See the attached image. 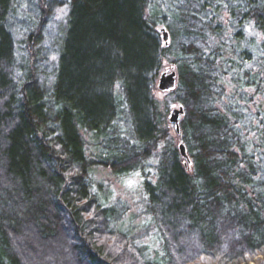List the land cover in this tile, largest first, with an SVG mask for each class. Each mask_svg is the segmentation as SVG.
Listing matches in <instances>:
<instances>
[{"label":"trees","instance_id":"obj_1","mask_svg":"<svg viewBox=\"0 0 264 264\" xmlns=\"http://www.w3.org/2000/svg\"><path fill=\"white\" fill-rule=\"evenodd\" d=\"M31 4L0 0V264H247L264 255V0H171L165 11L150 0ZM52 6L67 17L47 86L38 48ZM224 12L228 42L196 43V22L218 38ZM168 15L164 47L157 24ZM14 25L27 30L19 84ZM165 61L177 70L167 94L184 109L187 167L152 95ZM151 159L153 180L143 175L141 185L161 249L146 261L90 179Z\"/></svg>","mask_w":264,"mask_h":264},{"label":"rangeland","instance_id":"obj_2","mask_svg":"<svg viewBox=\"0 0 264 264\" xmlns=\"http://www.w3.org/2000/svg\"><path fill=\"white\" fill-rule=\"evenodd\" d=\"M32 6H36L37 0H30ZM171 0H150L151 6H156V9L160 11H165L166 7L171 5ZM183 2L181 3V5ZM31 6V7H32ZM38 7V6H36ZM33 8V7H32ZM37 14V9L33 8ZM211 10L207 9L203 13V16L210 13ZM225 13V12H224ZM173 15V13L171 14ZM20 20H24L25 17L23 14L20 16ZM67 10L65 7L52 6L47 13L43 15L44 27L42 33V42L39 46V81L46 83L47 86L52 80L54 73L56 60L58 56V43L59 37L66 25ZM221 17L220 21L214 22L213 26L217 25V29H221V36L218 38H212L207 33H205L200 24L197 25V30L194 32H199L196 43L204 42L203 46L208 45L211 47L213 44L218 45L219 43H227L230 32L225 30V20L227 18L226 13L219 16ZM159 19L164 21L163 23L157 24V32L161 27H166L165 24H169L170 18L169 15ZM13 27V26H12ZM17 26L11 29V33L14 39V67L13 74L16 84H19L25 67V60L28 56L27 51L25 50V35L27 30H20L16 28ZM192 30V29H191ZM169 32V30H168ZM192 33V32H191ZM170 38L171 34L169 32ZM200 35V36H199ZM160 36V34H159ZM189 37H193L192 34ZM194 38V37H193ZM161 39V36H160ZM255 42L258 43V39L254 38ZM169 39V44H171ZM254 42V43H255ZM255 43V44H256ZM202 46V48H203ZM212 48V47H211ZM177 72L175 66L170 63V61L164 62V71L170 70ZM161 72V73H162ZM177 74V73H176ZM159 77V76H158ZM43 78V79H42ZM158 80V78H157ZM176 86H177V77H176ZM229 92V91H228ZM153 98L156 100L158 105V112L163 116L166 123V128L168 130V136L171 139V143L177 150V146L181 141H179V136L174 133L173 127L169 125L167 117L171 110L176 109L178 103H176L175 97L171 94L161 93L157 89V81L155 83V89L153 90ZM259 99V96L254 95V102ZM181 121V120H180ZM124 121H119L115 126L118 131L121 132L123 137L129 138L128 126L123 124ZM165 125V124H164ZM84 141L86 143L87 154L90 157H94L97 154L95 149V140L92 136H85ZM182 159V158H181ZM190 164V163H189ZM189 164L187 166H189ZM155 160L151 159L145 162L142 165V170H135L132 173L125 175H114L109 170H104L99 168L93 172L91 175L90 183L92 186V192L97 194L102 204L105 207L114 206L121 213V216L118 220H121L124 223V226L129 230L130 246L135 247L136 250L141 252V256L146 261H153L156 258V255L161 249L160 243L155 238L156 228L154 224L150 221V218L145 214V193L142 188V176L146 175L148 181L153 180ZM141 168V167H140ZM142 171V173L140 172ZM195 264H209L204 260H200ZM247 264H264V255H256Z\"/></svg>","mask_w":264,"mask_h":264},{"label":"water","instance_id":"obj_3","mask_svg":"<svg viewBox=\"0 0 264 264\" xmlns=\"http://www.w3.org/2000/svg\"><path fill=\"white\" fill-rule=\"evenodd\" d=\"M158 33L161 36V41L164 47L169 46V33L164 28L161 27L158 29ZM176 77L177 74L172 69L170 71H164L160 73L157 80V89L161 93H169L175 90L176 88ZM184 115V109L181 105H178L176 109H173L169 112L167 120L170 126L173 127L174 133L176 135L180 134V118ZM177 151L179 156L184 160V167L190 163L187 149L183 143H179L177 146Z\"/></svg>","mask_w":264,"mask_h":264}]
</instances>
